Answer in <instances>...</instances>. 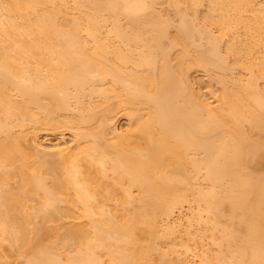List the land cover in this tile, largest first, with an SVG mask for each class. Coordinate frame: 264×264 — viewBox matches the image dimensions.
<instances>
[{
  "label": "bare ground",
  "instance_id": "6f19581e",
  "mask_svg": "<svg viewBox=\"0 0 264 264\" xmlns=\"http://www.w3.org/2000/svg\"><path fill=\"white\" fill-rule=\"evenodd\" d=\"M23 128L73 138L25 148ZM8 257L264 264V0H0Z\"/></svg>",
  "mask_w": 264,
  "mask_h": 264
},
{
  "label": "rangeland",
  "instance_id": "374dc122",
  "mask_svg": "<svg viewBox=\"0 0 264 264\" xmlns=\"http://www.w3.org/2000/svg\"><path fill=\"white\" fill-rule=\"evenodd\" d=\"M204 2H206V1H204ZM207 3V2H206ZM206 3H204L203 4V6L202 7H204V8H200V10H199V12H198V17H199V19H202V17L204 16V12H206L207 10H205V9H207V7L205 8V6H207V4ZM163 7H162V6ZM161 5L159 4V7H158V9L161 11V10H163V12L161 11V13L162 14H164L165 12V14L166 15H164V16H166V17H169L170 19H171V17L173 18L172 19V22L173 23H175L176 21H177V19H176V17H175V14L173 15V13H174V10H173V8H172V6H170L166 1H164V5H163V2L161 3ZM172 9V10H171ZM165 10V11H164ZM169 12V13H168ZM203 12V13H202ZM201 14V15H200ZM168 15V16H167ZM173 15V16H172ZM203 15V16H202ZM175 21V22H174ZM176 24V23H175ZM224 43H226V41H224L223 42V45L222 46H224ZM193 73V75H192V77H191V79H192V82H193V87H194V89H195V91H196V94L201 98V97H203V98H201L202 100H204V101H206L207 103H211L210 105H212V104H214V105H212V106H215V103H216V101H217V99H215L214 97H218L219 96V90H220V88L218 89V87H220V85L218 84H216L215 83V80H213L212 78H210L209 76L210 75H208V74H206L205 72H202L201 70H195L194 72H192ZM211 79L213 80V83L212 82H210L211 81ZM213 87V88H212ZM218 89V90H217ZM200 90V91H199ZM199 91V92H198ZM212 92H213V94H212ZM202 95V96H201ZM218 95V96H217ZM206 99V100H205ZM117 117H119V116H117ZM130 118L128 117H126V116H124V115H120V117L119 118H116L115 120V128L117 129V131H118V133H121V134H125L126 133V131H128V129H129V127L131 126V124L133 123V121H131L130 122V120H129ZM24 129V130H23ZM22 129V131H21V133H23L24 132V136H25V134L27 135V139H28V141L26 140V138H25V140H26V142L24 141L23 142V145H24V143H25V145L27 144V148L29 147L30 148V146H32V143L31 142H33V140L35 139V138H37L36 140H34V141H36V144H42V145H44V147L45 146H48V145H52V144H54L55 142H59V141H61V138L63 137V139L65 140V141H68V142H70V141H72L71 139L73 138L72 137V135H71V133L70 132H67L66 130L65 131H60V132H57V135L56 134H54L53 135V133H50V134H47L48 132H46V131H42V132H46V133H41L40 132V134L37 136L36 135V137L34 138L33 136H32V138H34L33 140H32V138H31V135H30V137H29V129L30 128H28V130L27 129H25V128H23ZM25 130L27 131V132H25ZM20 132V131H19ZM32 135H33V133H31ZM62 134H64L62 137H61V135ZM35 135V134H34ZM56 135V136H55ZM30 138V139H29ZM30 140V141H29ZM32 140V141H31ZM38 140V141H37ZM28 142H29V144H28ZM34 144L35 143H33V146H34ZM35 144V145H36ZM48 144V145H47ZM72 144V143H71ZM25 145H24V147H25ZM74 145V144H73ZM72 145V146H73ZM26 148V147H25ZM15 183H13V186H15L14 185ZM12 186V187H13ZM188 210V209H187ZM187 210L186 209H183V213L182 214H179V213H176L175 215L176 216H174L173 218H174V220H177V219H179V218H181V219H183V221H185L186 220V215L188 216V214H189V212H187ZM188 213V214H187ZM179 216V217H178ZM185 218H183V217ZM176 217V218H175ZM173 220V221H174ZM182 221V222H183ZM16 253V251H12V252H10L9 254H11V253ZM12 255V254H11ZM10 255V256H11ZM17 255V254H16ZM16 255H13V256H16ZM18 257V256H17ZM9 259H10V257H8ZM190 258H192V257H190ZM193 258H194V260H193ZM192 258V260L190 259V262H197V260L198 259H195V257H193ZM9 259H8V261H9ZM20 258H16V257H11V259H10V263L11 262H13L12 264H18L19 262V264H21V259L19 260ZM23 262V261H22Z\"/></svg>",
  "mask_w": 264,
  "mask_h": 264
}]
</instances>
